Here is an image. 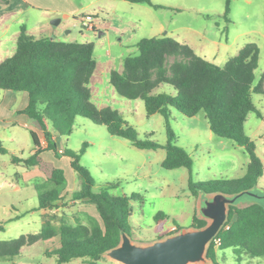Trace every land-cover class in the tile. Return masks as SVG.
<instances>
[{
	"label": "trees",
	"instance_id": "16d2710c",
	"mask_svg": "<svg viewBox=\"0 0 264 264\" xmlns=\"http://www.w3.org/2000/svg\"><path fill=\"white\" fill-rule=\"evenodd\" d=\"M126 1L146 3L154 8L163 7L150 0ZM227 13L228 6L224 15ZM136 46L138 54L126 56L121 71L110 70L109 83L119 96L143 101L147 116L160 114L163 117L167 136L164 145L147 138L139 139L137 130L124 119L121 112L110 106L98 107L92 101L90 81L97 64L93 43L35 37L21 26L15 52L0 62V91L27 94V104L19 113L24 114L34 128L43 134L46 147L41 146L36 131L31 130L33 152L24 159L13 157L12 160L21 162L27 168L36 167L47 181L53 183V188L49 190H45V185L37 188L38 208L52 210L57 207L56 202L63 199L66 180L63 170L45 160L41 154L50 150L56 157L67 156L81 181L80 189L72 195L73 199L94 205L99 219L92 218L89 224L61 220L58 225L47 219L36 233L0 240V262L14 261L24 246L58 237L59 247L49 252L58 264L73 259H84L94 264L119 243L122 231L130 234V201L136 199L137 195H110L108 189L116 183H109L101 191L94 192V179L79 162L86 144L77 152L66 148L59 151L52 139L53 133L69 134L77 117L104 125L111 136L125 139L139 149H164L161 167L187 168L188 190L194 197L200 193L232 194L250 189L262 176V163L255 153V143L245 132V122L250 112L263 119L252 100L253 93L264 94L261 88L264 69L258 82H255L259 46L255 42L245 43L222 66L199 56L188 44L165 34L143 37ZM161 84L169 85L172 92L158 91ZM171 109L186 117L203 112L214 135L243 147L249 155L244 175L231 180L194 181L190 173L192 158L176 144L175 133L169 124ZM165 219L167 215L164 212L155 214L154 220L159 229ZM205 224V220L194 214L190 226L202 227ZM225 225L228 228L224 226L208 246L207 257L211 264H220L217 249L231 248L237 261L241 255L264 257L263 205L230 206ZM180 229L182 227L176 225L171 233Z\"/></svg>",
	"mask_w": 264,
	"mask_h": 264
},
{
	"label": "rangeland",
	"instance_id": "374dc122",
	"mask_svg": "<svg viewBox=\"0 0 264 264\" xmlns=\"http://www.w3.org/2000/svg\"><path fill=\"white\" fill-rule=\"evenodd\" d=\"M163 7L154 8L146 3H132L126 0H98L107 11H97L94 22L101 26L123 27L128 31L121 33L112 29L99 30L105 34L98 36L99 31L85 29L80 21L75 27L67 26L64 20L53 24V28L63 27L57 39L64 42H91L94 45V57L101 62V67L111 63V69H118L126 56L138 54L136 43L143 37L167 35L179 42L192 45L197 54L215 53L216 47L225 43L224 50L231 53L236 43L255 42L260 48V59L255 70L256 78L264 67V0H151ZM228 4V5H227ZM228 6V13L224 15ZM92 12L91 9H87ZM85 10V11H87ZM29 16H21L27 31H31L32 22L40 17V12H30ZM85 15V14H84ZM58 20L59 18H53ZM50 22L52 20H49ZM161 26L163 29L160 30ZM221 42L215 46L213 40ZM227 59L229 54H225ZM220 60V59H217ZM212 61V60H209ZM227 60L212 61L222 66ZM96 88L98 93L92 98L95 104L117 109L124 119L138 132L139 139H150L160 145L167 141L164 119L160 114L147 116L143 101L129 100L119 96L109 83L108 74L102 77ZM161 92H172L167 84L158 88ZM255 107L264 116V95L252 94ZM169 124L176 136V144L183 147L192 158L191 175L194 181H213L217 179L231 180L244 175L249 164V155L243 147L233 141L214 135L208 127L203 112L193 117H186L171 109ZM17 150L14 155L22 158L31 153L33 147L29 132L17 128ZM11 134H15L14 131ZM245 132L254 141L255 153L262 163V176L257 179L253 188L264 194V120L250 112L245 122ZM56 135L55 133H53ZM63 149L79 151L86 144L80 157V164L86 167L93 179V191L99 192L109 183H116L108 189L112 196L121 194L137 195L130 201L131 225L130 237L136 243L147 244L163 238L176 227L187 228L192 223L194 214L197 216V200L188 190L189 170L185 167L165 169L161 162L165 156L164 149H139L125 139L111 136L104 125L94 124L84 117H77L69 134L57 135ZM2 147L9 149L8 140L1 142ZM30 151V152H29ZM60 151V150H59ZM6 152V153H5ZM0 152V239L16 238L22 234L36 233L40 229L31 221V214H37L32 207L37 204V188L45 185L53 188V183L35 178L18 181L17 175L24 166L16 167L9 160L13 154ZM52 153L51 151H47ZM56 165L69 178L70 186L66 185L63 201L56 204L61 212L60 217L66 222L82 221L89 224L92 218L89 211L94 205L73 199L72 195L80 189L73 184L80 178L69 164L67 156L60 155L54 159ZM17 173L14 174V172ZM76 187V189H75ZM63 194V193H62ZM248 196L242 197L246 199ZM238 207V206H237ZM157 212L167 215L161 229L154 220ZM18 219L9 222L16 215ZM40 214V213H39ZM50 215V213H47ZM64 214V215H63ZM34 244V245H33ZM22 249L20 255L12 262L0 264H58L56 258L49 254L52 245L36 241ZM47 249V251H45ZM217 260L220 264H264V257H248L241 255L239 261L231 248L218 250ZM209 260V259H208ZM211 263V261H208ZM63 264H91L84 259H73ZM94 264H120L104 256Z\"/></svg>",
	"mask_w": 264,
	"mask_h": 264
},
{
	"label": "crops",
	"instance_id": "0c3cea01",
	"mask_svg": "<svg viewBox=\"0 0 264 264\" xmlns=\"http://www.w3.org/2000/svg\"><path fill=\"white\" fill-rule=\"evenodd\" d=\"M153 4H156V3H153ZM104 8H105L104 6L99 4L98 0H0V62H2L7 57H10L11 55H13V53L16 50V41L20 33L21 26H24L26 28L24 24V19H22L21 16H25V15L29 16V14H31L30 12L39 11L40 17H38L36 21L32 22L31 31H27V30L26 31L35 37L46 36V37H52L55 40L60 41L59 39H57V36L60 35L61 31L64 30L65 28L63 27L53 28V23H52V21L54 20L53 18H59V22L61 20H64L66 24H71L67 26L75 27L76 26L75 22H77V20L79 21L80 17L83 16L84 14H91L93 16V21H94L95 17L97 16V13H94V12H97V11L99 12L102 10L107 11ZM87 9H91L92 12L88 11ZM49 20H52V21L50 22ZM94 24L96 26L97 31L101 29L107 31L110 28L115 32L124 33L129 30L126 25H124L123 27L120 26V27L111 28L105 23L102 24L101 26H98L95 22ZM162 29H163V26H161L160 30ZM99 32H101V34H98V36H102L103 34H105L103 31H99ZM94 33H95V30H94ZM213 43L215 46H218L219 44H221V42H218L216 39L213 40ZM225 43L224 44L222 43L220 48L216 47L215 53H210V55H207V54L202 55L200 53L198 55L201 57H204L207 60H212V61L228 60L227 57L223 55L229 54L230 57L235 55L239 51V49L247 42L236 43L231 53H226V51L224 50ZM189 46L193 49L192 45H189ZM260 52L261 51L259 48V59H260ZM217 59H220V60H217ZM96 63H97L96 69L90 81V89L92 92V98H94L95 94L99 92L96 86L103 81L102 77L105 76L106 73L109 76V72L111 70L110 62H107V67H101V68L100 66L102 63L98 61H96ZM258 64H259V61H258ZM121 69H122V64L116 70L121 71ZM262 71L260 72V75ZM260 75L258 78H256L255 76L256 78L255 82H258ZM261 88L264 90V79L262 81ZM27 101H28V97H27V94L24 92H13L10 90L0 91V152L1 153H4L5 151H7V153L9 152V154H13V156L16 157L14 155L15 154L14 152L18 151L17 150V147H18L17 146L18 144L17 135L21 136V132L18 131L17 128L22 129L25 132L26 131L29 132V134L31 130L36 131L37 135L39 136L41 146L43 148L46 147V142L44 140L43 134L34 128L31 121L24 114L19 113V111L22 110L26 106ZM96 105L98 107L105 106L103 103L96 104ZM263 119H264V116H263ZM9 130L14 131L15 134H11L13 132H9ZM57 137H58L57 135H53L52 139L57 144V148L61 150L60 148L61 145L58 142ZM4 140H8V142L11 144L9 149L2 147L1 142H3ZM47 151H50V150L43 151L41 156L45 160L53 163L56 167H58L56 165L57 160L56 161L54 160L56 159V156L54 155V153L52 151H51L52 153H48ZM32 152H33V147H31V153ZM31 153H29V155H31ZM24 158L26 157H22L19 159H24ZM9 162L15 165L16 167L24 166L21 162H13V160L11 159L9 160ZM15 173H17V171H15L14 174ZM70 176H71L70 178L73 181V184H75L77 188L81 186V181L80 182L78 181L76 183L75 182L76 177L72 175ZM37 177L42 178L43 180H45V182L47 181L45 175L41 171H39L36 167L27 168L24 166L23 171H21L17 175L18 181H22L26 179L33 180ZM65 177L67 179V186L69 187L70 186L69 178L66 175ZM66 191H70V188L67 189L66 187V189L62 192L63 193L62 196H64V193ZM63 199H61V201H63ZM31 210H35V212L38 211L36 212L37 213L36 215L31 214V218H32L31 221L32 223L39 226L40 228L42 224L44 223V221L47 219L51 220L54 225H58L61 220H64V218L60 217L63 212H61V215H60V212H56L60 210L58 205L54 209L48 210V209H39L38 203H37L35 204L34 207L31 208ZM47 213H50V215H48ZM89 215L93 219L94 218L99 219L98 213L95 207L93 208L92 211H89ZM21 216H23L22 213L21 215H16L14 217L9 218L8 221L9 222L14 221L15 219H18ZM3 230H4V225L1 224L0 231H3ZM0 240H3V239H0ZM44 242L49 243V245L50 244L52 245V247L48 248V250H52V249L55 250L56 248L59 247L58 237L44 240ZM29 246L31 245L24 246L23 248L29 247ZM45 251H47V249Z\"/></svg>",
	"mask_w": 264,
	"mask_h": 264
},
{
	"label": "water",
	"instance_id": "95a60500",
	"mask_svg": "<svg viewBox=\"0 0 264 264\" xmlns=\"http://www.w3.org/2000/svg\"><path fill=\"white\" fill-rule=\"evenodd\" d=\"M58 22L59 19L52 21L53 24ZM244 196L248 198L242 199ZM252 203L264 206V194L255 188L232 194L200 193L197 217L206 221L204 226L182 228L147 244L134 242L129 233L122 231L119 243L107 250L104 256L120 264H211L207 249L227 223L229 207H244Z\"/></svg>",
	"mask_w": 264,
	"mask_h": 264
},
{
	"label": "built area",
	"instance_id": "2783aa9c",
	"mask_svg": "<svg viewBox=\"0 0 264 264\" xmlns=\"http://www.w3.org/2000/svg\"><path fill=\"white\" fill-rule=\"evenodd\" d=\"M79 21L85 29L93 31L96 30V26L93 21V16L91 14H85L81 16ZM225 228H228V225H225Z\"/></svg>",
	"mask_w": 264,
	"mask_h": 264
}]
</instances>
